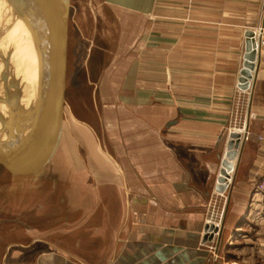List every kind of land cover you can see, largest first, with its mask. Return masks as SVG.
Returning a JSON list of instances; mask_svg holds the SVG:
<instances>
[{"label": "crops", "instance_id": "0c3cea01", "mask_svg": "<svg viewBox=\"0 0 264 264\" xmlns=\"http://www.w3.org/2000/svg\"><path fill=\"white\" fill-rule=\"evenodd\" d=\"M98 2L107 44L85 65L105 74L80 83L99 88L97 121L72 100L47 180L18 192L34 208L20 210L10 264H264V55L238 87L245 32L264 39V0ZM85 3L71 0L78 69L79 44L95 47ZM230 132L242 147L218 193ZM206 222L222 227L217 253L201 243Z\"/></svg>", "mask_w": 264, "mask_h": 264}, {"label": "water", "instance_id": "95a60500", "mask_svg": "<svg viewBox=\"0 0 264 264\" xmlns=\"http://www.w3.org/2000/svg\"><path fill=\"white\" fill-rule=\"evenodd\" d=\"M30 2L31 4L28 5L22 20L26 28L29 27L27 34L30 43L29 52L28 50L23 52L21 48H17L16 56L11 61L9 56L12 52L8 49L10 47L15 48L13 42L16 41V38L13 37L10 40L6 38L4 42L0 43V120L5 117L4 107L8 103L6 90L9 85L10 89L17 86L25 90V98L29 101L24 98L23 103L16 102V107L11 111V117H6L7 120L0 121V177L2 182L12 191L23 192H34L41 187L43 181L47 180L50 169H46L43 165L39 170L40 163L50 162L51 158L60 154V149L64 146L66 63L71 10V0H31ZM245 37L244 60L238 78V87L241 89L249 87L259 58L257 47L260 35L256 36L254 31L248 30L245 32ZM41 44L43 48L46 44L48 45L46 48L49 52H46L45 63L48 65V62L52 61H49L51 56L55 61L52 79L51 81L45 80V82H52L58 86L57 89L53 88L47 93V107L50 103L51 108L47 109L46 107V109L51 114L47 115L46 120L42 123L37 121V111L40 108L41 100L39 101L38 97H34L36 86H33L31 95H29L30 87H28L26 79H21V81L20 79H11L14 74L17 75L15 69L19 73L16 65H19L20 56L27 53V59L31 65L32 60L38 56L37 54H40ZM17 46L19 47L18 42ZM241 142L239 132L229 133L225 145L226 151L221 159L219 174L216 179L215 191L218 193H223L230 185V173L234 167L233 160L237 157L239 147H242ZM26 167H30V170L31 168L37 170L31 174V177L41 172L42 169L44 170L43 174H40L41 182L37 186L23 185L24 182L18 174L25 172ZM207 242H215L213 251L217 253L223 242L222 227L213 222H206L203 227L201 243Z\"/></svg>", "mask_w": 264, "mask_h": 264}, {"label": "rangeland", "instance_id": "374dc122", "mask_svg": "<svg viewBox=\"0 0 264 264\" xmlns=\"http://www.w3.org/2000/svg\"><path fill=\"white\" fill-rule=\"evenodd\" d=\"M76 0H74L75 2ZM86 3L84 4V9L82 8V14H84L86 17H90L91 18V23L90 25L91 26H95V31H93V36L91 37V40L94 42V45L95 47L93 46H89L88 47V44L83 42L82 45L79 44L80 48H84L85 47V54L84 55H80L81 56V65H79V68L75 66L74 64V52H76L77 50V38L78 40L80 41V38L79 36L75 33L74 34V31L71 30L70 31V41H71V44L68 43L69 45L67 46V63H66V89H65V103H64V112H65V122H66V118H67V115L71 116V111L70 109L72 110L73 106H72V100H77V102H75L74 106L77 107V111H78V114L80 117L85 116V118H87L89 115H95V118L97 121V114H96V106L98 107V103L94 102L93 103V100L95 99L96 100V96L99 94V88L96 89L94 88V86L92 87H88L86 85H83V84H80L81 83V79H88V76H91L93 77L95 80L97 79H100L104 74H105V71L102 70H94V71H87L86 69V63L90 58H94V56L97 54L98 51H101L99 49V47H102L104 48L103 45L107 44V41H105L104 39H101L99 37V35L97 34L96 31L98 32H101L99 31L98 29H100L99 27H101L104 23H100L98 22V15L96 13V11L98 10V1L99 0H85ZM92 1V3H91ZM93 4V5H92ZM81 11V10H80ZM72 21V20H71ZM88 24V23H87ZM88 29H89V25H87ZM103 27V26H102ZM101 36V35H100ZM97 46V47H96ZM106 46V45H105ZM48 45L46 44L43 47H41V55L43 56L44 54V59L43 61L41 62H46V52L48 50ZM84 51V50H83ZM91 51V53L89 52ZM89 52V54H87ZM79 56V57H80ZM48 58L50 59L49 55H48ZM76 58V57H75ZM103 58H106V56H103ZM42 59V58H41ZM52 60V61H51ZM51 62H48V65L47 63H45V66H46V69H45V78L41 81L40 85H39V101L41 102V105H40V108L38 109L37 111V121L42 123L44 122L46 119V116L47 115H50L51 113L47 111L48 108H51V105L49 103V107H47V93L53 89V88H56L58 87L57 84L55 85L54 83L52 82H45V80L47 81H51L52 79V76H53V68H54V64H55V61L54 59L52 58L51 56V59L49 60ZM80 61V62H81ZM103 69H105V66L102 67ZM79 70V71H78ZM41 71H42V67L40 69V72L39 74H41ZM38 74V75H39ZM38 77V76H37ZM11 79H13L11 77ZM14 80V79H13ZM32 81L28 82V87H30V92H29V95H31V92H32V89H33V83H31ZM47 83V84H46ZM30 85V86H29ZM104 85V84H103ZM17 86H13L11 89H10V85L9 87L7 88V96H8V99H7V102H9V106H11L12 110H14L13 108L16 107V102H19L17 100V95H18V90L16 89ZM57 89V88H56ZM103 89V94L106 95V90L107 87H105V85L102 87ZM17 90V91H16ZM105 91V92H104ZM45 98V100H44ZM87 100V98H91L92 102H88V101H85V102H82V100L84 99ZM44 100V101H43ZM67 101V102H66ZM88 102V103H87ZM67 103V104H66ZM83 104L85 105V108H83ZM13 106V107H12ZM47 107V109H46ZM64 141H65V138H64ZM62 151V149H60V152ZM60 155H57L56 158L59 159ZM53 161V158L50 159V162L46 163V164H42L40 163L39 165V170H41V168L43 167V165H45L46 169L50 168V165H51V162ZM48 164V165H47ZM56 164V163H55ZM26 171L25 173L27 174H32L34 173L35 171H37L36 169H32L33 170L31 172V170L26 167ZM56 169V168H55ZM44 170L42 169L41 172H43ZM40 172V173H41ZM40 173L38 172L36 174V178L34 177H31V178H27L26 180L23 178V175H21L20 173L18 174V176L21 178V180L24 182L23 185H27L29 186V182H31L32 184V181L34 180H38L37 182H39V176H40ZM43 174V173H42ZM41 174V175H42ZM34 176V175H33ZM38 185V184H37ZM36 185V186H37ZM39 189V188H38ZM35 190V192L38 191ZM6 191V193H5ZM14 194H13V193ZM19 191H12L11 189H9L6 184H4L1 180V177H0V264H10L11 262V255L9 254V257L6 258L5 262H3V259H2V254H3V251L4 249H7L8 247V243L11 242L9 240L10 237L13 236V234H16L18 233L19 230H21V217H23V212L20 211L21 209H24L25 205L28 207H31V208H34V203H33V200H29V202H23V198H19ZM23 192V191H21ZM30 203V204H29ZM20 212V213H19ZM22 212V213H21ZM11 252H13L11 250ZM12 254V253H11ZM31 257H32V252L30 253ZM16 264H21L20 262L16 263Z\"/></svg>", "mask_w": 264, "mask_h": 264}, {"label": "bare ground", "instance_id": "6f19581e", "mask_svg": "<svg viewBox=\"0 0 264 264\" xmlns=\"http://www.w3.org/2000/svg\"><path fill=\"white\" fill-rule=\"evenodd\" d=\"M30 1L31 0H0V43L4 42L6 38L8 40L13 39V37L16 38L15 39L16 41L13 42L15 48L10 47V49H8L12 52L11 56H9L11 57V61L16 56V51H18L17 48H21L23 52H25V50L26 51L28 50L29 52L30 43L27 37L28 36L27 34L29 32L28 31L29 27L26 28L22 20H23V16L25 15V11L28 8V5L31 4ZM17 42L19 47L17 46ZM41 47L42 44L40 45L39 48L40 54H37L38 56H36L35 59L32 60L31 65L27 59V53H24V55L20 56L19 65L18 64L16 65V68L19 69V73L15 69L17 75L14 74L12 76L13 79H18V80L20 79V81L21 79H26L27 83L32 81L31 83H33V86L34 85L36 86L35 95L33 94L35 98L39 96V85L41 81L45 78L46 66H45V62H41L42 61ZM41 67H42V71L41 74H39L38 72H40ZM18 88L19 87H16V89L18 90L17 100L21 104L23 103L26 94H25V90ZM25 99L28 101L27 98ZM9 105L11 104H9L8 102L4 107L5 117L1 118V120L3 119L7 120L8 117L9 118L11 117L12 114L11 111L13 110Z\"/></svg>", "mask_w": 264, "mask_h": 264}, {"label": "built area", "instance_id": "2783aa9c", "mask_svg": "<svg viewBox=\"0 0 264 264\" xmlns=\"http://www.w3.org/2000/svg\"><path fill=\"white\" fill-rule=\"evenodd\" d=\"M257 31H260V29L257 28ZM257 54L258 56L264 55V39L261 37L258 41ZM254 191L257 193H264V176L254 185Z\"/></svg>", "mask_w": 264, "mask_h": 264}, {"label": "flooded vegetation", "instance_id": "af4514ba", "mask_svg": "<svg viewBox=\"0 0 264 264\" xmlns=\"http://www.w3.org/2000/svg\"><path fill=\"white\" fill-rule=\"evenodd\" d=\"M14 235H17V233L16 234H13V236ZM12 243H8V247H7V249H4V251H3V254H2V259L4 260V262H5V260H6V258H8L9 257V247H10V245H11Z\"/></svg>", "mask_w": 264, "mask_h": 264}]
</instances>
